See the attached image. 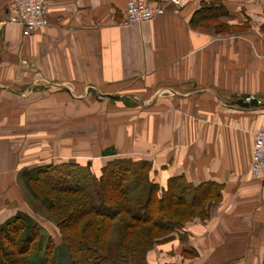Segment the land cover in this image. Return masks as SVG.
<instances>
[{"label":"crops","instance_id":"crops-1","mask_svg":"<svg viewBox=\"0 0 264 264\" xmlns=\"http://www.w3.org/2000/svg\"><path fill=\"white\" fill-rule=\"evenodd\" d=\"M10 1L0 0V101L27 103L24 112L33 118L36 101L52 94L81 109L90 98L109 101L116 115L111 144L92 146V168L108 159L145 161L164 190L174 178L221 187L205 206L209 216L156 244L149 264H264V179L250 174L255 134L264 125V0L223 1L228 15L217 21L228 29L220 31L191 26L204 0L128 26L131 0H47L48 26L30 38L9 22ZM250 97L258 106L237 104ZM134 99L142 105L132 109L137 118L119 120L132 113L123 108ZM22 120H0V228L18 214L30 217L26 182L47 163L34 159L33 132L16 138L4 131L25 129Z\"/></svg>","mask_w":264,"mask_h":264},{"label":"trees","instance_id":"trees-1","mask_svg":"<svg viewBox=\"0 0 264 264\" xmlns=\"http://www.w3.org/2000/svg\"><path fill=\"white\" fill-rule=\"evenodd\" d=\"M223 1L204 0L193 15L191 26L207 29L208 22L227 16ZM225 29L228 28L221 25L214 30ZM78 167L63 164L53 169L37 168L29 173L26 182L36 195V186L43 187L42 200L59 217L60 248L64 249L61 257L66 256L68 263L61 258L57 264H136L143 259H138L137 253L144 249L148 252L155 243L167 240L195 217L206 219L209 213L205 206L221 195L217 184L195 187L183 178L172 179L164 190L151 179L152 165L145 161H114L108 185L107 171L99 180L89 175L84 182L81 175L82 179H77L78 174L73 177L70 172L81 168ZM45 188L49 193L44 192ZM122 216L123 225H117ZM39 229L26 214L6 222L0 228V264H20V258L27 260L33 253L39 257L44 248ZM110 230H115L119 237V242H111V247L106 241ZM52 248L53 240L39 264H50ZM52 260L55 263L56 259Z\"/></svg>","mask_w":264,"mask_h":264},{"label":"rangeland","instance_id":"rangeland-1","mask_svg":"<svg viewBox=\"0 0 264 264\" xmlns=\"http://www.w3.org/2000/svg\"><path fill=\"white\" fill-rule=\"evenodd\" d=\"M220 26L221 25L218 22L212 21L208 22L207 27L209 29H219ZM44 90L45 89L43 86H39L36 92L43 93ZM59 92L63 93L62 90ZM60 98L61 97H56L55 94H52V96L48 97L46 101H36L34 110L36 111V115L34 118L31 115L30 117H28L27 113L24 112L23 106H25L27 103L23 101H19V103L18 101H0V110H3L2 112H0V120L3 121V126L17 124L18 119H23L22 122L24 121L26 124L25 129L10 128L5 129L4 131L7 132L8 135L15 136L16 138H21L20 136L26 137L27 133L33 132V139L30 140L32 141L31 144L33 143V145H35L36 154L34 159L36 162H47L40 166H37V168L53 169L59 168V166L63 164H67L68 167L70 165H77L81 168H73L70 172L72 173L73 177L74 174H78L77 179L81 175L83 179L81 177L80 178L84 182L85 178H89V175L99 180L102 177L104 171H107V179L105 184L108 185V182H111V178L109 177V173L111 172V170L109 172V169H111V163H113L114 161H111V159L106 160L105 162H103V164H100V169H98L97 167L96 169L92 168V166L89 165L86 161L88 160L87 158L91 157L90 152L92 150V146L98 147V150H102V148L111 144L112 124H115V121H113V117H116V115L113 114L114 111H111V102L107 101L105 104H98L93 98H90L89 100L84 101L85 108L81 109L80 105L76 104V101H73L74 103L72 107L66 106L69 102H72L71 98L66 97L69 101H64V98ZM12 103L14 105V115H12L11 110ZM139 105H141L139 100L134 99L133 101H128L125 105L126 108L123 109H128V111L132 113L130 115H122L119 120L126 121L127 123L133 122L130 120H133V117L137 118V115L135 113L136 110L132 109L139 107ZM66 107L69 109L71 108L72 113H69L70 110L67 109V111ZM141 107L142 105L140 106V108ZM75 109H78L77 113ZM116 109V114L122 112L118 107H116ZM9 110L11 111L9 112ZM17 112L20 116H22V114H25L24 117H17ZM0 128L2 129V126H0ZM60 144H64V147L60 148ZM81 147L82 150H80ZM76 151L78 154L82 153L81 158H83V163L81 164L75 160V156L77 154ZM61 155L68 157V161H65L64 159L61 160L60 157H63ZM46 159L51 160L47 161ZM37 168L35 167L32 171L36 170ZM42 188L43 187L37 185L36 189L39 193H37L36 195L35 193L33 194L31 192L28 193V196L30 205L29 214L33 222L37 224L38 229H41H39L40 232L38 231V233L44 238V248L39 257L35 255V253H33L31 256H29L30 261L28 260V257L27 260H23L20 258L19 262L20 264H39L40 259L46 256V248L48 244L53 240L55 248H52L53 250L51 254H49L50 264L59 263V261H61V258H63V260L68 263V259L66 256L61 257V255L64 254V249L60 248L61 236L59 234V229L57 228L59 217L56 218L54 215L56 213L54 211H50L47 207L48 204L42 200ZM44 192L49 193V190L45 188ZM56 196L57 195H55V197ZM74 198L75 197H73V199ZM62 200L63 198L60 199V201ZM119 220L120 221L117 225H123V220H125L124 217L122 216ZM117 235L118 234L115 230H113L112 232L110 230L109 235L106 237V241L109 244V247H111V242H119V237H117ZM169 236H171V234ZM50 238H52V240ZM156 244L158 243H155L150 250H152L156 246ZM52 247L54 246L52 245ZM33 248L35 249L36 245H34ZM150 250L147 252L144 249V252L142 251V253L139 254L137 253L138 251H136L138 259H140L141 256H143V259H140L135 263L149 264L148 257ZM53 258L56 259L55 263L52 260Z\"/></svg>","mask_w":264,"mask_h":264},{"label":"built area","instance_id":"built-area-1","mask_svg":"<svg viewBox=\"0 0 264 264\" xmlns=\"http://www.w3.org/2000/svg\"><path fill=\"white\" fill-rule=\"evenodd\" d=\"M194 0H169L166 5H152L146 0H131L128 3L123 24H142L153 20L156 16L164 15L169 6L177 9L185 7ZM47 0H11L7 11L9 22L22 27L23 38H30L48 26L46 16ZM250 97L246 102H250ZM250 174L255 178L264 179V125L255 134L254 149Z\"/></svg>","mask_w":264,"mask_h":264},{"label":"water","instance_id":"water-1","mask_svg":"<svg viewBox=\"0 0 264 264\" xmlns=\"http://www.w3.org/2000/svg\"><path fill=\"white\" fill-rule=\"evenodd\" d=\"M237 104L241 107H244V108H248V107H252V106H258V100L256 99H253L252 101L250 102H245L244 100H239L237 102Z\"/></svg>","mask_w":264,"mask_h":264}]
</instances>
